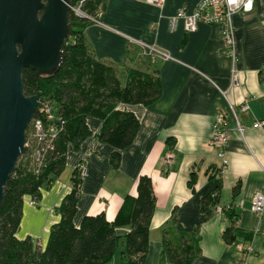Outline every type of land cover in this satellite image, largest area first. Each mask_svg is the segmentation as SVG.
<instances>
[{
    "label": "crops",
    "instance_id": "obj_1",
    "mask_svg": "<svg viewBox=\"0 0 264 264\" xmlns=\"http://www.w3.org/2000/svg\"><path fill=\"white\" fill-rule=\"evenodd\" d=\"M199 1L166 0L161 6L145 0L103 1L95 16L99 23L90 20L83 29L88 47L119 75L130 68L156 70L160 93L149 104H117L118 109L134 112L139 121L131 145L120 152L117 167L110 162L114 148L95 137L102 119L87 116L92 134L78 149H68L64 170L42 187L36 205L29 204L32 198H24L18 239L28 237L35 247L45 248L52 225L60 220L59 206L71 189L73 171L82 163L85 175L76 226L83 216L100 212L113 221L124 197L136 196L138 177L151 178L155 208L141 264H172L164 253L165 242L172 249L179 248L182 236L195 238L199 250L190 264H236L246 243L252 252L244 264H264V223L251 210L253 196L262 191L264 182V125H253L255 119H264V0H253L250 12L232 16L239 73V84L234 87L231 60L223 52L218 24L198 22L196 30L186 32L179 19L175 29H169V20L180 7L191 13ZM132 40L155 44L170 58L151 60ZM243 100L249 105L246 111L240 109ZM231 105L244 128L242 134L235 128ZM219 111L227 115L230 126L224 167L209 145ZM192 172L196 177L190 186ZM205 198L209 202L204 203ZM216 205L230 208L237 217L236 226L252 232L248 241L225 242L222 235L231 218L224 212L218 214ZM128 230L117 229L119 234ZM123 248L120 244L118 254L107 264H121Z\"/></svg>",
    "mask_w": 264,
    "mask_h": 264
},
{
    "label": "trees",
    "instance_id": "obj_2",
    "mask_svg": "<svg viewBox=\"0 0 264 264\" xmlns=\"http://www.w3.org/2000/svg\"><path fill=\"white\" fill-rule=\"evenodd\" d=\"M79 1L70 0V4L75 5ZM103 1L83 0L81 7L89 16L95 17ZM89 22V19L75 16L69 10L71 41L69 37L63 45L61 65L52 75H40L30 68L22 70L24 92H41L40 99L56 102L57 114L63 123L39 172L34 173L30 166L18 160L4 186L0 204V264H107L120 244L124 246L121 264H141L146 256L149 224L155 208L152 181L146 175L138 177L136 196L124 197L113 221H108L105 213L100 212L83 216L76 226L74 217L82 177L75 169L71 189L59 206L60 220L52 225L45 248L35 247L28 237L22 240L16 237L24 198L28 196L37 200L42 187L50 185L64 170L68 149H78L81 142L92 134L87 116L102 119L95 137L114 148L110 162L117 167L121 150L131 145L139 127L134 112L118 109L117 104H149L160 93L156 70L147 72L130 68L119 75L112 64L95 57L83 35V29ZM37 116L36 107L30 121ZM28 125L26 130H29ZM171 141L172 146L174 139ZM195 177L192 172L190 186ZM237 190L235 187L233 193L236 194ZM207 202L209 198H205L204 203ZM224 213L231 218V225L222 235L225 242L230 243L237 238L248 241L252 232H244L236 226L237 217L230 208H224ZM120 227H128L129 230L119 234L117 229ZM188 239L182 236L181 246L176 249L165 242L164 253L170 263L190 264L199 253L195 238Z\"/></svg>",
    "mask_w": 264,
    "mask_h": 264
},
{
    "label": "water",
    "instance_id": "obj_3",
    "mask_svg": "<svg viewBox=\"0 0 264 264\" xmlns=\"http://www.w3.org/2000/svg\"><path fill=\"white\" fill-rule=\"evenodd\" d=\"M70 0H0V204L26 152V128L41 92L26 94L22 70L52 75L70 37Z\"/></svg>",
    "mask_w": 264,
    "mask_h": 264
},
{
    "label": "built area",
    "instance_id": "obj_4",
    "mask_svg": "<svg viewBox=\"0 0 264 264\" xmlns=\"http://www.w3.org/2000/svg\"><path fill=\"white\" fill-rule=\"evenodd\" d=\"M148 4L161 6L166 0H145ZM83 0H80L75 5H69L70 11L78 17L87 18L92 22L99 23L95 17L89 16L82 9ZM253 8V0H200L191 13H187L185 8L180 7L176 14L169 20V29L173 30L176 27L177 21L182 19L184 22V29L186 32L196 30L198 22H205L208 24H218L221 28L220 35L223 45V52L231 60V86H238L239 73L235 68L237 62L236 43L234 37V29L232 24V16L237 12L248 13ZM135 41V40H132ZM142 47V55L151 60L160 58L163 60L169 59L170 55L165 50L159 48L155 44H144L140 41H135ZM225 93V92H224ZM53 102L48 99H39L37 104V113L39 116L34 117L32 123L30 136L26 134L25 145L27 151L23 153L18 160L25 163L29 158V166L34 173H38L44 163L46 152L52 148V141L56 138L58 131L62 127L63 119L57 114L53 115L51 105ZM249 105L247 100H243L240 104V109L248 110ZM232 112L235 116V128L242 134L243 126L240 123L236 110L231 105ZM254 126L261 127L264 125V119H255ZM30 131V132H31ZM230 137V126L227 115L219 111L215 114L212 122V131L209 137V145L213 148L217 156L221 160L222 167L226 166L228 160L226 158L225 148ZM81 177L85 175V168L82 163L76 167ZM29 204L36 205V200L31 199ZM251 210L256 214L258 219L264 223V182L262 184V191L255 193L252 199ZM215 211L218 214L224 212V207L221 205L215 206ZM252 252L251 244L244 246L242 257L236 264H244L246 257Z\"/></svg>",
    "mask_w": 264,
    "mask_h": 264
},
{
    "label": "rangeland",
    "instance_id": "obj_5",
    "mask_svg": "<svg viewBox=\"0 0 264 264\" xmlns=\"http://www.w3.org/2000/svg\"><path fill=\"white\" fill-rule=\"evenodd\" d=\"M69 41H71V37L69 38ZM57 109H58V105H57V103L56 102H54L52 105H51V111H52V114L54 115L56 112H57ZM28 127H29V130L27 131V137H28V135L30 136V134L32 133V131H31V128H32V123H30L29 125H28ZM31 131V132H30ZM27 151V150H26ZM23 164H25V165H27V166H29L30 164H29V158H27L26 160H25V163H23ZM119 248H120V245L118 246V248H117V250H116V252H115V254L117 255L118 254V252H119ZM115 254H114V256H115Z\"/></svg>",
    "mask_w": 264,
    "mask_h": 264
}]
</instances>
